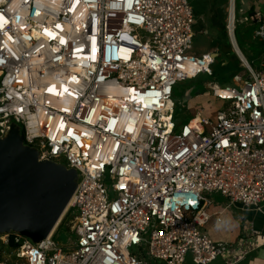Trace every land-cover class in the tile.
<instances>
[{
	"label": "built area",
	"instance_id": "built-area-1",
	"mask_svg": "<svg viewBox=\"0 0 264 264\" xmlns=\"http://www.w3.org/2000/svg\"><path fill=\"white\" fill-rule=\"evenodd\" d=\"M196 21L189 0H0V137L17 124L41 160L79 176L76 240L0 235V264H212L225 254L204 231L208 195L264 204V61L256 71L240 58L250 76L211 87L214 119L198 107L178 127L175 87L214 64L190 53ZM225 28L237 51L236 8Z\"/></svg>",
	"mask_w": 264,
	"mask_h": 264
},
{
	"label": "water",
	"instance_id": "water-1",
	"mask_svg": "<svg viewBox=\"0 0 264 264\" xmlns=\"http://www.w3.org/2000/svg\"><path fill=\"white\" fill-rule=\"evenodd\" d=\"M190 99L189 93L185 102ZM78 182L76 170L41 160L12 124L0 137V235L20 234L34 244L46 240L67 213Z\"/></svg>",
	"mask_w": 264,
	"mask_h": 264
},
{
	"label": "crops",
	"instance_id": "crops-1",
	"mask_svg": "<svg viewBox=\"0 0 264 264\" xmlns=\"http://www.w3.org/2000/svg\"><path fill=\"white\" fill-rule=\"evenodd\" d=\"M227 1L199 0V3H202L199 11L196 12L193 9L197 20L193 28L194 38L195 34L200 33L207 41L206 49H203L204 51L201 55L196 56H212L215 62L230 47L231 52L225 53L224 56L236 55L231 42L225 36ZM239 2L241 5L240 16L242 18L240 23H249V26L259 24L260 30L264 26V0H239ZM219 8L222 9L220 14L217 11ZM255 32L257 35L258 31ZM237 49L243 58L252 65V62L246 58L244 52L238 46V43ZM263 61L260 62V67ZM237 78V82L241 80V77ZM188 102L190 103L189 108L192 110L201 106L198 100L190 99ZM211 200L213 204L207 211L212 215V218L204 231L214 241L225 243L228 246L225 254L212 264H264V204L261 209L256 210L254 208H245L240 204H230L228 200L218 194L213 195ZM219 213L223 214L219 216ZM218 216L221 218V222L216 220ZM184 264L195 263L191 256H188Z\"/></svg>",
	"mask_w": 264,
	"mask_h": 264
},
{
	"label": "rangeland",
	"instance_id": "rangeland-1",
	"mask_svg": "<svg viewBox=\"0 0 264 264\" xmlns=\"http://www.w3.org/2000/svg\"><path fill=\"white\" fill-rule=\"evenodd\" d=\"M192 8L198 12L202 3H199V0H190ZM236 16H237V31L236 39L238 46L244 52L246 58L252 62L253 69L256 71L263 70L260 67V62L264 60V38L256 35L255 31H259V24L249 26V23H240V9L241 5L239 0L235 1ZM216 9V8H215ZM230 9V0L226 4V22L228 20V12ZM218 13H222V9L219 8ZM249 18V17H248ZM225 36L229 40L226 28ZM230 41V40H229ZM206 39L200 33L195 34L193 48L190 51L191 54L201 55L206 49L207 43ZM228 48V47H227ZM231 48V47H230ZM230 48L226 49L224 54H221L219 59L215 60L212 65V75H200L195 79L186 80L177 84L173 93V101L176 105L175 109V122L179 127L181 124L187 123L196 115V109L192 110L189 108L190 103L185 102L187 95L191 94V100H198L201 104L199 108H204L206 111L204 117L214 119L216 111L219 109L220 105L211 98L210 89L214 84H218L222 87L228 85H238L249 78V72L244 67L238 55H231L230 57L224 56L225 53L231 52ZM233 49V48H232ZM232 54V53H230ZM251 65V66H252ZM237 75V76H236ZM237 77H241V80L237 82ZM198 109V107H197ZM109 182V179H107ZM214 195V194H213ZM213 195H208L209 199H212ZM71 211V209H70ZM75 226V219L73 214H65L62 221L56 228L54 236L56 241L61 245H66L68 240H76V236L73 234V228ZM3 237V236H2ZM0 236V259L4 258L5 245ZM143 253L147 252V247L144 245L142 248ZM135 252L142 253L139 248H135Z\"/></svg>",
	"mask_w": 264,
	"mask_h": 264
},
{
	"label": "bare ground",
	"instance_id": "bare-ground-1",
	"mask_svg": "<svg viewBox=\"0 0 264 264\" xmlns=\"http://www.w3.org/2000/svg\"><path fill=\"white\" fill-rule=\"evenodd\" d=\"M235 9V5H234V0H232V5H231V8H230V11L232 12V14H233V10ZM237 52H238V54H239V56H240V58H243V56L241 55V53H239V51H238V49H237ZM244 59V58H243ZM245 60V59H244ZM173 100V99H172ZM174 102V101H173ZM164 120H167V118L166 117H164ZM136 121V120H135ZM154 120L153 119H150V122H153ZM197 122H198V120L197 121H195L194 122V126H195V124H197ZM114 144V143H113ZM105 149V151H108L109 149H107V148H104ZM101 152H102V150H99L98 152H97V156H95V157H100V154H101ZM71 204H72V202H71ZM70 204V205H71ZM55 232V231H54Z\"/></svg>",
	"mask_w": 264,
	"mask_h": 264
},
{
	"label": "trees",
	"instance_id": "trees-1",
	"mask_svg": "<svg viewBox=\"0 0 264 264\" xmlns=\"http://www.w3.org/2000/svg\"><path fill=\"white\" fill-rule=\"evenodd\" d=\"M72 214V210L71 211H69V215H71ZM14 247V243H13V241H12V239H11V242H10V244H9V248H13Z\"/></svg>",
	"mask_w": 264,
	"mask_h": 264
},
{
	"label": "clouds",
	"instance_id": "clouds-1",
	"mask_svg": "<svg viewBox=\"0 0 264 264\" xmlns=\"http://www.w3.org/2000/svg\"><path fill=\"white\" fill-rule=\"evenodd\" d=\"M236 42H237V40H236ZM237 49V48H236ZM236 54L238 55V57L240 58V56H239V54H238V52L236 51ZM69 210V209H68ZM51 236V235H50Z\"/></svg>",
	"mask_w": 264,
	"mask_h": 264
}]
</instances>
